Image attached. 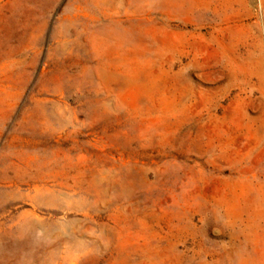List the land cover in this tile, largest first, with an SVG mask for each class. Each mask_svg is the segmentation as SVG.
I'll return each instance as SVG.
<instances>
[{
  "label": "rangeland",
  "instance_id": "rangeland-1",
  "mask_svg": "<svg viewBox=\"0 0 264 264\" xmlns=\"http://www.w3.org/2000/svg\"><path fill=\"white\" fill-rule=\"evenodd\" d=\"M0 264H264V0H0Z\"/></svg>",
  "mask_w": 264,
  "mask_h": 264
}]
</instances>
